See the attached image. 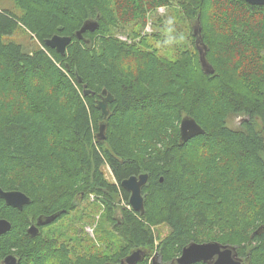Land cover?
I'll return each instance as SVG.
<instances>
[{
    "label": "trees",
    "instance_id": "obj_1",
    "mask_svg": "<svg viewBox=\"0 0 264 264\" xmlns=\"http://www.w3.org/2000/svg\"><path fill=\"white\" fill-rule=\"evenodd\" d=\"M11 1L20 14L0 13V189L22 192L30 204L19 212L0 200V219L11 224L0 237V262L15 254L19 264H121L141 250L136 264H171L190 243L218 242L235 247L245 264H264V6L242 0H124L122 8L114 0ZM162 7L188 30L190 47L176 48L173 59L159 55L136 28ZM90 19L97 30L76 40ZM198 19L199 47L193 35ZM123 25L132 26L129 42L117 36ZM156 28L150 39L167 48L172 28L162 21ZM17 30L36 48L4 42ZM178 32L172 40L182 37ZM56 34L72 38L65 56L44 45ZM199 50L213 73L201 69ZM83 85L93 95L83 96ZM103 90L113 102L99 141L103 116L96 104ZM184 116L204 134L181 144ZM234 118L241 124L231 128ZM141 174L148 179L143 215L117 201L120 196L129 205L121 182ZM90 197L99 207L98 226L105 227L102 251L96 243L84 250L83 240L70 238L78 245L70 254L68 242L52 233L26 236L29 218L65 211L63 220L79 209V198Z\"/></svg>",
    "mask_w": 264,
    "mask_h": 264
},
{
    "label": "water",
    "instance_id": "obj_2",
    "mask_svg": "<svg viewBox=\"0 0 264 264\" xmlns=\"http://www.w3.org/2000/svg\"><path fill=\"white\" fill-rule=\"evenodd\" d=\"M250 6L262 7L264 6V0H242ZM98 28V22L96 20H86L78 31L75 32L74 38L76 40H82L83 35L86 32L93 33ZM200 22L197 20V24L193 29V35L196 37V46L199 42ZM72 42L71 37L53 35L51 38L44 41L46 48L54 50L57 54L65 56L67 46ZM200 49V48H199ZM199 62L201 69L204 73H213V70H209L210 67L204 59V53L199 50ZM76 80L79 84L82 83L81 77L75 73ZM83 96L87 97L93 95L90 90H87L83 85ZM101 99L97 101L96 109L100 111L103 116V122L98 127L96 139L103 141L105 139L106 121L108 118L109 110L108 105L113 102L111 94L105 90L102 91ZM204 130L195 122L194 119L188 116H184L181 119L179 125V141L181 144L186 143L190 139L203 135ZM147 183V175L141 174L139 176H131L121 182V187L129 193L128 204L132 211L143 215L144 205L142 188ZM0 200H2L6 206L22 211L23 208L30 204V198L24 193L19 191H3L0 189ZM59 214L45 218V221H41V225H47L55 221ZM11 229V224L5 219H0V237L8 233ZM27 234L31 237H37L40 235L38 227L31 226L27 230ZM144 253L141 250H135L125 257L121 264H136L143 258ZM245 264L246 260L238 257L236 248L227 245H221L218 242H205V243H190L185 246L178 258L171 264ZM1 264H19V260L15 256H7L4 258Z\"/></svg>",
    "mask_w": 264,
    "mask_h": 264
},
{
    "label": "rangeland",
    "instance_id": "obj_3",
    "mask_svg": "<svg viewBox=\"0 0 264 264\" xmlns=\"http://www.w3.org/2000/svg\"><path fill=\"white\" fill-rule=\"evenodd\" d=\"M118 4L120 3L121 8L124 5V0H114ZM3 11L10 12L15 15L20 14V10L14 5V3L11 0H0V13ZM158 21L164 24H168V26L172 29H176V31L170 29L171 35L168 34L166 37V43L167 48H164L163 45L159 41L155 42L150 39L149 35L157 33L159 30L158 28ZM146 25L143 29L136 27L139 29L141 35L147 36L149 40V44L153 46V48H156L159 52V55L165 56L168 59H173V52L176 50V48H184L186 45L188 48L190 47L189 42L187 41V27L185 23L180 22L176 19V16L173 14V11H167L165 8H157L155 12L149 13L146 21ZM157 25V26H156ZM125 29L119 30L117 36L122 41H131L128 38V34L131 31L132 26H125L123 25ZM180 29V32L178 30ZM162 32V31H161ZM177 32L182 36L179 40L174 41L172 40V33ZM169 33V32H168ZM13 42L15 44L20 45L24 50H32L36 48V42L31 38L28 34L23 32L22 30H17L12 36L4 37V42ZM242 118H234L232 119L228 126L231 128H236L241 124ZM103 172L105 174V178L112 182L113 177L110 173V169L108 166L103 167ZM120 196H117V201L119 206H125L129 208V205H126L124 202H122L120 199ZM95 199L93 197H90L88 201H86L84 204H80V207L77 211L74 213L69 214L65 219L60 220L55 225H53L49 230L44 229L42 232L44 235H47L46 233H52L51 235L53 238H56L60 241V243H71L72 240L69 241L70 238L76 239V240H83L84 242L81 244H84V250L85 247L88 245H98V252L103 250V247L105 243L103 242V236L101 231L105 229L103 226H98L100 222V212L99 207L95 206ZM131 209V208H130ZM81 218V219H80ZM102 229V230H101ZM165 229L163 227H160L158 229L159 235L162 236L165 233ZM76 233H79V236H75ZM75 234V235H74ZM101 239V241L98 240ZM114 241V238L112 239ZM75 245L78 247L77 242H73L71 245Z\"/></svg>",
    "mask_w": 264,
    "mask_h": 264
},
{
    "label": "flooded vegetation",
    "instance_id": "obj_4",
    "mask_svg": "<svg viewBox=\"0 0 264 264\" xmlns=\"http://www.w3.org/2000/svg\"><path fill=\"white\" fill-rule=\"evenodd\" d=\"M98 101V100H97ZM111 173V172H110ZM111 175H112V173H111ZM113 177V176H112ZM148 180V179H147ZM145 187V186H144ZM143 187V188H144ZM143 188H142V190H143ZM11 191V190H10ZM79 201H80V204H84L85 203V201L84 200H80V198H79ZM14 210H16V209H14ZM18 211V210H17ZM19 212H21V211H19ZM71 213H74V212H71ZM57 214H59V216L56 218V220L55 221H53V222H51L50 224H47V225H41V221L43 222V221H45V218H47V217H44V218H41L40 216L39 217H37V218H35V220L33 219V218H29V220H28V225H27V227H26V229H25V234H26V236L28 237V238H30V239H36V236L35 237H31V236H29L28 234H27V230H28V228H30L31 226H37L38 227V229H39V231L42 233L43 231H44V229L47 227V226H50V225H55L57 222H59V218L61 217V215H63V214H65V211H62L61 213H57ZM57 214H55V215H57ZM51 216H54V215H51ZM51 216H49V217H51ZM40 219H41V221H40ZM40 233V234H41ZM2 237V236H1ZM38 237V236H37ZM55 241H57V239H54ZM73 243V241L71 242V243H69V244H67V245H65V248L69 251V253L71 254L72 253V251L74 250V244L73 245H71ZM97 247H98V245H97ZM15 256V257H17V255H15V254H8L7 256ZM7 256H5L4 258H6ZM4 258H3V260H4ZM2 260V261H3ZM19 260V259H18ZM2 261L0 262V264L2 263Z\"/></svg>",
    "mask_w": 264,
    "mask_h": 264
},
{
    "label": "bare ground",
    "instance_id": "obj_5",
    "mask_svg": "<svg viewBox=\"0 0 264 264\" xmlns=\"http://www.w3.org/2000/svg\"><path fill=\"white\" fill-rule=\"evenodd\" d=\"M41 233V232H40Z\"/></svg>",
    "mask_w": 264,
    "mask_h": 264
}]
</instances>
